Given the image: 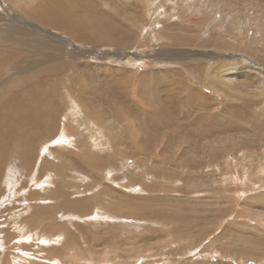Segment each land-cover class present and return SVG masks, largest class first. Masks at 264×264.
Listing matches in <instances>:
<instances>
[{
    "label": "rangeland",
    "instance_id": "obj_1",
    "mask_svg": "<svg viewBox=\"0 0 264 264\" xmlns=\"http://www.w3.org/2000/svg\"><path fill=\"white\" fill-rule=\"evenodd\" d=\"M52 1L0 0V264H264V0Z\"/></svg>",
    "mask_w": 264,
    "mask_h": 264
},
{
    "label": "bare ground",
    "instance_id": "obj_2",
    "mask_svg": "<svg viewBox=\"0 0 264 264\" xmlns=\"http://www.w3.org/2000/svg\"><path fill=\"white\" fill-rule=\"evenodd\" d=\"M51 1V0H50ZM54 1V0H53ZM52 1V2H53ZM79 1V0H78ZM47 2V1H46ZM87 2H88V4L90 5V6H92V1H90V0H87ZM54 3V2H53ZM81 4H83V3H81ZM44 5V4H43ZM45 5H46V3H45ZM47 5H48V3H47ZM47 5L46 6H43V8H42V12H41V15H40V19L42 20V21H46V22H49V23H51L52 25H54V26H57L58 24H59V21L61 20V19H63V18H66L65 17V15L63 14V11H64V9H60L59 7H51V6H48L47 7ZM54 5H56V4H54ZM59 6V5H58ZM60 6H62L61 4H60ZM66 7H68L67 5H65ZM150 6V5H149ZM70 8V7H69ZM71 9V8H70ZM92 9V8H91ZM91 9H89V10H91ZM73 10V9H72ZM71 10V11H72ZM75 10V9H74ZM69 13H71V12H69ZM69 13H67V14H69ZM35 14V13H34ZM66 14V15H67ZM37 15V14H36ZM71 15H73L72 13H71ZM75 15H77V14H75ZM74 15V16H75ZM68 16H70V14L68 15ZM67 16V17H68ZM33 17V16H32ZM36 17V16H35ZM79 17L80 16H78L77 18L79 19ZM68 18H72V17H68ZM93 18H95V21L96 22H99L98 23V25L95 27V30H98L99 31V27L101 26L100 24L102 23V27H103V30L102 29H100L102 32H104L107 36L110 34V31L109 30H107V29H105V27H104V25H108L107 23H104L103 22V18H102V16H99L98 17V15L97 16H94ZM34 19V18H33ZM59 19V20H58ZM82 19V20H81ZM90 19L91 18H86V17H80V21L82 22H80L79 20H77L76 18H73V21H71V24L70 23H68L69 22V20H68V22H67V24H66V26H65V28L67 29V31H68V33H72L73 32V28H76V29H78V32L81 34L80 36H81V38L82 39H84V38H87L88 39V37H87V33H86V29L91 25V23L89 22L90 21ZM37 21V20H36ZM38 22H40L39 20H38ZM95 25V24H94ZM1 27V26H0ZM63 28V27H62ZM14 30V29H13ZM6 31V30H5ZM25 32V31H24ZM38 33V32H37ZM65 33V32H64ZM76 35H78V33H76ZM76 37V36H75ZM39 38V37H38ZM78 39V38H77ZM81 39V40H82ZM52 41V40H51ZM18 42V41H17ZM84 43V42H83ZM55 44V43H54ZM16 45V44H15ZM38 45V44H37ZM11 46V45H10ZM24 48V47H23ZM30 49V48H29ZM62 49V48H61ZM22 50V49H21ZM27 50V49H26ZM24 51V50H23ZM65 51V50H64ZM5 52V51H4ZM20 53H21V51H20ZM24 53V52H23ZM32 53V52H31ZM34 53V52H33ZM1 54V53H0ZM35 55V54H34ZM32 56V55H31ZM38 56V55H37ZM35 57V56H34ZM65 57V56H64ZM26 58H27V55H26ZM66 58V57H65ZM21 59V58H20ZM29 59V58H28ZM62 59V58H61ZM60 59V60H61ZM26 60V59H25ZM39 60V59H38ZM37 60V61H38ZM35 62H36V60H35ZM34 62V63H35ZM29 63V62H28ZM31 63V62H30ZM3 65V64H2ZM44 65V64H43ZM19 66H20V64H19ZM29 66V65H28ZM42 65H40V67H41ZM46 66V65H45ZM72 67V66H71ZM43 68V67H42ZM69 68H70V66H69ZM17 70H18V68H17ZM28 70V69H27ZM35 71V70H34ZM38 71V70H37ZM42 71H43V69H42ZM25 72H27V71H25ZM30 72V71H29ZM38 73V72H37ZM44 74V73H43ZM6 75V74H5ZM21 75V74H20ZM25 75H27V74H25ZM37 76V75H36ZM41 76H42V74H41ZM40 77V76H39ZM24 78H26V77H24ZM28 78V77H27ZM38 78V77H37ZM37 78H35V80L37 79ZM33 78H31V80H32ZM58 79V78H57ZM29 80V79H28ZM44 80V79H43ZM21 81H24V79H21ZM34 81V80H33ZM41 83V82H40ZM13 84V83H12ZM11 84V85H12ZM26 85V84H25ZM12 87V86H11ZM12 89V88H11ZM29 91V90H28ZM10 93H11V91H9ZM51 95V94H50ZM51 97V96H50ZM49 97V98H50ZM47 99V98H46ZM59 99V98H58ZM39 100V99H38ZM41 100V99H40ZM53 100V99H52ZM60 100V99H59ZM62 100V99H61ZM54 101V100H53ZM58 101V100H57ZM82 101V100H81ZM167 102V101H166ZM53 103V102H52ZM168 103V102H167ZM69 104V103H68ZM179 104V103H178ZM41 105H44V104H41ZM70 106H72V105H68L67 106V112L69 113V114H71V115H74V116H77L79 113H80V108H78V107H70ZM77 106V105H76ZM173 106V108H174V105H172ZM176 106H178V105H176ZM52 107H54V105L52 106ZM175 109H176V107H175ZM167 111V110H166ZM172 111V110H171ZM175 111V110H174ZM173 112V111H172ZM171 112V113H172ZM51 113H53V112H51ZM56 114V113H55ZM50 115V113H47L45 116H49ZM52 115V114H51ZM50 115V116H51ZM49 116V117H50ZM159 117H161V116H159ZM158 117V118H159ZM51 119H47V122L48 123H52V124H54L55 123V119L54 118H52V117H50ZM66 117H63V119H65ZM71 118H75V120H78L79 118H77V117H71ZM118 119H120L119 117H118ZM156 121H158V120H156ZM159 121H160V119H159ZM163 121V120H162ZM155 122V121H154ZM161 122V121H160ZM154 125H156V124H154ZM85 126H86V128L87 129H89L88 130V133H89V131H95L97 128L91 123V121L90 120H86V122H85ZM157 126V125H156ZM155 126V127H156ZM144 127V126H143ZM154 127V128H155ZM85 128V127H84ZM162 128V127H161ZM161 128H159V129H161ZM86 129V130H87ZM143 130V132H145V130L144 129H142ZM62 133V132H61ZM147 133V135L146 136H149V132L147 131L146 132ZM62 135H65L64 134V132H63V134ZM99 136H100V134H99ZM93 139V138H92ZM96 139V138H95ZM98 141V140H97ZM92 142V141H91ZM34 143V142H33ZM78 143V142H77ZM112 143H113V141H112ZM132 144H134L133 142H132ZM131 144V145H132ZM141 144V143H140ZM98 146V145H97ZM134 146V145H133ZM137 146V145H136ZM68 147H69V145H68ZM99 147V146H98ZM97 147V148H98ZM137 149H138V147H136ZM100 150V149H99ZM139 155V154H138ZM109 156H112V155H109ZM69 157H67V159H68ZM105 158V157H104ZM100 159H102V158H100ZM104 160H107V159H103L102 161L103 162H105ZM113 160H114V157H113ZM112 161V160H111ZM101 162V161H100ZM5 163V162H4ZM95 163V162H94ZM98 163H99V160H98ZM98 163H97V165H98ZM106 163V162H105ZM103 164V163H102ZM109 164V163H108ZM100 165V164H99ZM102 166V165H101ZM1 167V166H0ZM136 167V166H135ZM123 169V168H122ZM113 170L112 169H110L108 172H106V174L108 175H111L113 172H112ZM105 174V173H104ZM106 176V175H105ZM57 177V176H56ZM107 177V176H106ZM106 180V179H105ZM47 185V184H46ZM105 198V197H104ZM83 200V199H82ZM88 200V199H87ZM82 202H84V201H82ZM4 203V202H3ZM82 203H80V205H81ZM78 205V204H77ZM80 205H78V206H80ZM95 209V208H94ZM93 209V210H94ZM100 211V210H99ZM80 212V211H79ZM68 213V212H67ZM96 213H98V211H96ZM100 213V212H99ZM20 214V213H19ZM134 222V221H133ZM44 240V239H43ZM45 241H47V240H45ZM50 243V242H49ZM52 262V261H51Z\"/></svg>",
    "mask_w": 264,
    "mask_h": 264
}]
</instances>
